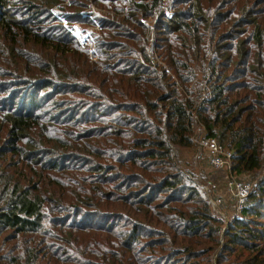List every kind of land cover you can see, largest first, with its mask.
<instances>
[{"label":"trees","instance_id":"16d2710c","mask_svg":"<svg viewBox=\"0 0 264 264\" xmlns=\"http://www.w3.org/2000/svg\"><path fill=\"white\" fill-rule=\"evenodd\" d=\"M13 2L0 0L2 41L39 61L24 47L14 74L36 93L0 111V264H264V0H234L222 22L217 0L172 2L171 16L163 0L122 11L119 0H73L77 13L105 14L94 63L63 27L33 25L66 0H26L22 20ZM155 13L166 22L150 49L143 20ZM42 95L52 110L37 106ZM199 127L233 153L231 172L261 174L227 233L179 162L202 149Z\"/></svg>","mask_w":264,"mask_h":264},{"label":"rangeland","instance_id":"374dc122","mask_svg":"<svg viewBox=\"0 0 264 264\" xmlns=\"http://www.w3.org/2000/svg\"><path fill=\"white\" fill-rule=\"evenodd\" d=\"M25 1L26 0H14L13 4L9 6L8 10L14 17L17 18V20L25 19V17L27 16L25 12L28 10V7ZM72 1L73 0H66L65 3L59 5L52 11L51 16L49 17L45 16L41 18L40 21L38 20V22L33 25L38 27L40 30L43 29L40 31V33H47L48 31H50L49 32L50 34L57 33L55 29H58V27H60V30H63L62 29L63 27L65 31L69 32L80 43H81L80 39H83L84 36L85 39L93 43L94 47L92 45L93 48H88L87 46L81 43L83 48L89 51L88 53H89L90 61L92 63L98 62L100 58L98 45H102L103 40H101V33L100 30L97 28V24L99 23V20H97L96 22L94 21L96 19L102 20V18L103 19L106 18L105 14L102 11L103 9L101 10L96 6L89 5L87 7L85 6L86 8L80 10L79 13H77V11L71 8ZM119 1H121L120 8H118L120 11H122V8H124L125 10L126 9L129 10L130 0H119ZM180 1L181 0H163L164 7L162 8L161 13H165L166 16H171L173 14L172 2H174L175 6H178L179 5L178 2ZM217 1H219L218 4H221L220 13L223 15V17H221L219 22H222L224 16L230 13L229 10L234 0H217ZM53 18L57 19L58 22H55ZM165 22L166 21L163 19V16L160 17V14L158 13L157 14L155 13V15L152 16L151 18H147L146 20H143V23L148 30L146 33L147 38L145 36L144 39H149V43H151L150 49L155 48L154 44L156 43L157 39L160 38V36L162 35V31L164 30V29L160 30V27H163ZM236 29L239 30V32L237 33H241L243 26H240L239 28ZM221 33L223 34L221 45L222 47H226L230 43L229 40H226V37L229 36L225 35L226 33H228V30H226L225 32L223 30ZM4 37H5L4 31L0 32V43L6 46V47L3 46L4 50L6 49L5 54L3 56H0V111L3 118L4 115H6V113L11 110V108L12 109L18 108V106L22 103V99L23 101L26 99V101L28 100V102H30L31 97H33V94L36 93V90H34V86L32 87L30 84L19 86L18 82H21L22 80L14 74L18 72V68H17L18 64L21 67V68L19 67L21 70L26 68L25 65L23 64L24 62H23L22 51L25 50L26 48L27 49L26 51H28L29 53L28 54L29 59H31L32 61H39L37 58L38 54L35 52V49H31L25 46V44H22L17 48L8 47L6 43L2 41ZM237 37L238 39H240L242 35L237 34ZM37 48L40 49V46L39 47L37 46ZM155 52L156 50L154 51L151 50L149 51V55L153 57V54H155ZM62 60L64 62L66 61V63L68 64L73 63L72 59L67 61L63 58ZM155 61H157L156 58ZM51 62H50L51 65L55 64L54 62L52 63ZM159 65L163 66L162 62L159 63ZM154 68L159 70V67H154ZM36 71L38 72L39 69ZM71 71L72 69L68 67L66 68V71L64 70V72H61V74L63 73L66 76V74H70ZM40 74H42L41 78L49 76L48 73H40ZM168 74L171 75L170 72H168ZM20 76L23 75L20 74ZM32 77H36V75ZM199 80H201V78H199ZM191 90L195 92V90H197V87H195V85L192 84ZM201 92L203 93L201 99L203 100L206 99L209 92L205 90V87L202 88ZM51 97H52L51 95H47L44 98L43 95L40 96L37 99V103H38L37 106L41 107L42 109L43 108L50 109L49 106L53 103V99L51 100ZM27 106L29 105L27 104ZM89 110L90 108L88 107L86 111L89 112ZM179 162L182 165V168L185 169L190 174L191 178L192 179L194 178V180H196L197 183L199 182L201 184V188L206 193L210 201L211 209L213 213L217 215L218 218L224 220L226 227L223 232L227 233L228 225L232 224L234 220L242 219L243 217L242 212L239 213L237 210L236 199L229 191L228 188L229 182L232 179H235L238 182L249 183L253 186V189H255L259 181V178L261 177V174L259 175L258 173L256 175V173L255 174L244 173L238 175L233 172H230L228 168L217 170L214 167H212L210 164L209 152L203 149L200 150L198 147L195 148L193 147L188 150H183L179 157ZM206 187L210 189L209 192L206 191ZM202 195L204 196L203 193ZM262 223L264 225V220H262ZM222 242L223 245H225L226 242L228 241L223 239ZM217 259L218 257L215 256L213 259V264H216Z\"/></svg>","mask_w":264,"mask_h":264},{"label":"built area","instance_id":"2783aa9c","mask_svg":"<svg viewBox=\"0 0 264 264\" xmlns=\"http://www.w3.org/2000/svg\"><path fill=\"white\" fill-rule=\"evenodd\" d=\"M94 22H96V20ZM80 41L88 48L94 47L93 43L85 39L84 36L83 39H80ZM193 141L196 145L209 152V160L212 167L217 170L228 168L231 172L233 165V153L225 149L218 140L208 139L203 127H199L197 130H195V137ZM228 188L236 199L238 212H243L244 206L247 203L251 192L253 191V186L249 183H242L232 179L228 184ZM209 190L210 189L206 187V191L209 192Z\"/></svg>","mask_w":264,"mask_h":264}]
</instances>
